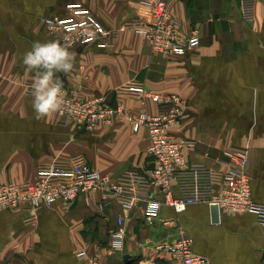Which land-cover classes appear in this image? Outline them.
I'll use <instances>...</instances> for the list:
<instances>
[{
  "label": "crops",
  "instance_id": "obj_1",
  "mask_svg": "<svg viewBox=\"0 0 264 264\" xmlns=\"http://www.w3.org/2000/svg\"><path fill=\"white\" fill-rule=\"evenodd\" d=\"M155 0H0V184L34 180L39 164L88 162L110 176L153 165L146 128L135 132L131 118L156 114L171 95L183 101V120L173 128L185 143L187 163L227 170L224 151L243 148L249 155L254 202L264 206V0H257L252 23L241 19L240 0H166L184 33L200 36L194 55L169 58L153 52L145 36L125 29L108 47L75 50L68 73L70 89L87 78L86 96H106L125 115L112 129L97 134L60 124L59 111L37 120L32 107L35 70L22 63L35 42H49L44 19H65L68 6L80 3L107 28L119 30L135 18L150 21ZM55 79V78H54ZM142 81L146 96L117 93ZM161 201L152 225L145 221L146 202L117 198L103 205L104 194L91 192L64 211L58 201L37 217L0 209V264H182L163 245L182 237L205 264H264V226L255 212H220L214 222L207 203L183 212ZM175 197L179 189H173ZM88 199V200H87ZM124 218L125 244L112 247V234ZM85 253L84 257H79Z\"/></svg>",
  "mask_w": 264,
  "mask_h": 264
},
{
  "label": "built area",
  "instance_id": "obj_2",
  "mask_svg": "<svg viewBox=\"0 0 264 264\" xmlns=\"http://www.w3.org/2000/svg\"><path fill=\"white\" fill-rule=\"evenodd\" d=\"M256 6L257 0H240L243 22L252 23L255 20ZM68 9L71 12L68 18L44 19V23L51 41L68 43L69 51L91 46L108 47L125 29L143 34L153 52L169 58L194 55L201 45L197 32L184 33L181 30V22L171 15L166 0L154 1L150 21L135 18L119 30L107 28L83 4H70ZM32 84H28L30 95ZM89 88L87 78L83 79L80 88L63 86L65 105L59 111L60 124L76 126L93 134L101 129H112L124 117V108L110 104L104 95L86 96ZM117 93L143 98L146 86L144 82L135 80L118 88ZM154 97L161 99L165 106L156 114L142 112L131 118L135 132L143 128L148 131V152L154 160L151 167L129 169L114 177L95 169L88 162L80 166L69 161L39 164L34 180L0 184V209L20 211L29 219L37 217L44 208L58 201L62 202L64 211H70L81 197L87 198L89 193L101 191L104 194L103 205H109L117 198L146 202L145 221L152 225L161 203L153 197V190L157 189L164 195L162 202L177 212L204 202L210 207L217 205L220 212H255L264 226V206L255 204L253 198L247 150H225L227 170L215 169L206 163H187L185 143L173 132V128L184 118L182 99L176 95ZM175 186L179 189V197L174 196ZM124 222V218L120 217L119 228L112 234V247L116 251L124 248ZM192 246V240L184 236L177 243L160 248L182 264H205V259L195 254ZM85 255L81 253L79 257Z\"/></svg>",
  "mask_w": 264,
  "mask_h": 264
},
{
  "label": "clouds",
  "instance_id": "obj_3",
  "mask_svg": "<svg viewBox=\"0 0 264 264\" xmlns=\"http://www.w3.org/2000/svg\"><path fill=\"white\" fill-rule=\"evenodd\" d=\"M68 43L59 41L35 42L22 59L26 70H35L33 78L32 107L37 120L46 119L63 109L65 98L63 85L56 73L68 74L72 71L76 53L69 51Z\"/></svg>",
  "mask_w": 264,
  "mask_h": 264
},
{
  "label": "water",
  "instance_id": "obj_4",
  "mask_svg": "<svg viewBox=\"0 0 264 264\" xmlns=\"http://www.w3.org/2000/svg\"><path fill=\"white\" fill-rule=\"evenodd\" d=\"M74 67H75V64H74ZM74 67H73V68H74ZM67 75H68V74H65V73H63V72H60V73H56V74L54 75V78H57V77H58V78L61 80L62 85H63L64 87H67V86H68ZM84 131H86V130L84 129ZM211 210H212L213 221H214V222H219V221H220V210H219V207H218L217 205L212 206V207H211ZM260 225H261V224H260ZM124 261H125L126 264H130V262H131V256H130V255H125V257H124Z\"/></svg>",
  "mask_w": 264,
  "mask_h": 264
}]
</instances>
